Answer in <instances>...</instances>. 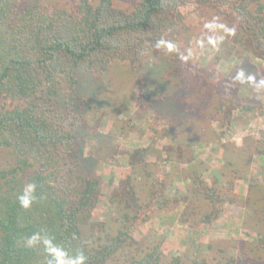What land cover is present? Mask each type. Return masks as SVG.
<instances>
[{
    "label": "trees",
    "instance_id": "16d2710c",
    "mask_svg": "<svg viewBox=\"0 0 264 264\" xmlns=\"http://www.w3.org/2000/svg\"><path fill=\"white\" fill-rule=\"evenodd\" d=\"M193 3L196 8L216 10L230 27L242 31L240 38L233 29L230 35L224 32L227 57L238 56L240 40L245 53L264 61V0H138L133 8L117 7L113 0H78L74 11L39 2L0 0V151H4L0 159V264H56L54 247L63 249L68 258L83 254L85 264H188L186 254L164 261L167 234L151 230V219L154 211L168 213L179 205L185 206L186 216L192 204L190 193L167 196L165 184L156 178L150 202L141 203L132 173L146 160L148 149L144 148L123 156L129 171H121V187H113L106 198L104 179L80 170L79 144L86 141L75 131V115L64 109L60 95L62 88L76 90L78 71L103 74L121 62L138 72L150 54L173 53L172 59L180 61L183 84L208 82L217 87V113L230 127L235 109L252 110L233 97V82L214 85L203 68L188 57L181 60L177 31L190 30L186 8ZM243 84L249 89L250 85ZM163 130L179 132L168 125ZM157 131L150 130L152 137ZM215 146L220 155L222 147ZM183 147L176 137L166 145L163 163H186L195 171L198 157L190 145L187 150ZM201 175L190 178L193 192L205 196L214 208L200 220L198 229L216 220L220 205L226 202L215 187L218 178L212 176L207 183ZM30 183L36 186L34 199L25 208L18 197ZM103 201L119 206L118 214L95 221ZM140 225L147 229L136 241L134 232ZM85 232L92 236L88 238ZM33 236L38 240L29 244ZM259 241L264 245L263 238ZM190 264L214 263L202 253L191 257ZM220 264H237V259L229 257Z\"/></svg>",
    "mask_w": 264,
    "mask_h": 264
},
{
    "label": "rangeland",
    "instance_id": "374dc122",
    "mask_svg": "<svg viewBox=\"0 0 264 264\" xmlns=\"http://www.w3.org/2000/svg\"><path fill=\"white\" fill-rule=\"evenodd\" d=\"M24 2L73 11L78 4V0ZM113 2L120 8H133L138 0ZM186 10L190 30L177 31L181 60L188 57L197 68H203L214 85L230 79L233 97L252 110L235 109L227 127L224 117L217 113L220 91L208 82L204 87L198 82L183 84L180 61L172 59L173 53L150 54L138 72L121 62H115L103 74L78 71V87L75 91L62 88L60 100L64 109L75 115V131L86 141L79 144L78 157L83 162L80 170L104 179L102 188L108 198L113 187H121V171H129L123 156L147 148L145 164L138 163L132 173L140 202H150V188L158 178L165 184L167 196L188 191L192 203L186 216L182 205L172 212L152 214L151 230L167 234L164 261L169 263L171 255L186 254L184 260L190 264L191 257L204 253L214 264L229 257L236 258L237 264H264V245L259 241L264 239V61L245 53L240 40L236 44L238 56L227 57L223 52L224 32L229 34L233 29L240 38L242 31L231 28L228 20L209 7L196 8L193 3ZM243 83L250 85L249 89H244ZM164 124L171 129L177 127L179 132L167 134L169 129L165 132ZM153 128L158 131L152 137ZM176 137L184 150L190 145L198 157L195 171L186 163H163L164 149ZM216 143L222 147L220 155L215 153ZM3 156L4 151H0V159ZM201 173L207 183L212 176L218 178L215 187L226 202L220 205L216 220L198 229L200 220L214 208L205 196L193 192L190 178ZM101 205L95 221L118 214L119 206H110L106 201ZM146 229V225H140L135 230L136 241Z\"/></svg>",
    "mask_w": 264,
    "mask_h": 264
},
{
    "label": "clouds",
    "instance_id": "9594fccd",
    "mask_svg": "<svg viewBox=\"0 0 264 264\" xmlns=\"http://www.w3.org/2000/svg\"><path fill=\"white\" fill-rule=\"evenodd\" d=\"M169 48H171L172 46L169 44L168 45ZM35 185L34 184H28L26 185V187L23 190V194L20 195L18 197L19 202L21 204L22 207H29L32 200L34 199V192H35ZM38 240L37 236H33L29 239L28 243L29 244H33ZM47 243H51L50 241H48ZM52 254L55 257L56 260V264H85V257L83 256V254H78L77 256H75L74 258H68L67 257V253L60 248H52Z\"/></svg>",
    "mask_w": 264,
    "mask_h": 264
}]
</instances>
